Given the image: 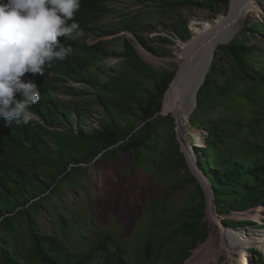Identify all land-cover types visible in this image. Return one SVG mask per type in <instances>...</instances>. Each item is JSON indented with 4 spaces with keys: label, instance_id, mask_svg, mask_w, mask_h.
I'll return each instance as SVG.
<instances>
[{
    "label": "rangeland",
    "instance_id": "1",
    "mask_svg": "<svg viewBox=\"0 0 264 264\" xmlns=\"http://www.w3.org/2000/svg\"><path fill=\"white\" fill-rule=\"evenodd\" d=\"M255 1L257 9L216 47L210 63V66L215 65V71L209 79L225 91L218 94L214 85L198 91L199 86L186 118L189 133L185 136V147L181 114L176 121L172 114L160 112L153 117L154 122L150 121V128L141 129L143 125L137 117L139 105L152 95L159 99L161 87L168 77L171 80L166 91L175 87L172 84L180 70L177 46L191 39L193 26L227 14L229 2L102 0V11L86 23L84 35L75 39L80 46L102 50L88 75L93 82L61 79L56 83L55 98L71 110L70 127L74 131L81 130L84 135H89L102 124L113 123L121 134L117 143L106 150L107 155H94L86 147L95 143L94 140L86 137L79 140L77 135L71 137L69 134L67 138L61 137L64 129L59 125L49 129L44 138L53 158L59 160L60 145L66 146L65 152L69 151L83 162L79 165L66 163L69 175L63 181L60 180L63 175L58 176L55 166L34 155L19 160L18 165L32 175L34 186L42 181L50 186L47 195L44 194L45 199L39 200L41 191L36 190L32 196L35 198L22 207L24 212L17 213L19 208L14 213L10 226L0 225V235L5 239L2 245L10 254H17L22 263L40 264L30 260L29 221L42 233L58 237L69 251L94 250L97 261L108 252L112 256L120 253L125 264H178L181 255L177 258L173 251L180 246V249H186V258L179 264H191L187 260L210 238H213L212 246L219 250V255L207 264H235L238 255L234 254L235 246H262L264 250V239L255 241V235L264 233V224L259 223V219L252 220L258 227H236L238 240L231 249L227 234L222 231L226 226H220L213 217V209L215 212L217 209L212 188L195 166L193 149L205 146L204 138L208 135L205 129L210 127L225 130L237 145H264V0ZM244 25L250 28L246 32H243ZM138 38L153 48L154 53L145 50ZM125 40L145 64L141 73L127 69L128 60L123 55ZM241 44L254 49L245 57L244 71L222 49V46ZM209 71L210 67L207 73ZM165 93L162 102L167 106L170 98L165 101ZM198 101L201 105L197 107ZM175 102L181 104L183 99ZM191 116L199 117L203 128L192 127ZM132 126L137 127L133 130ZM134 135L142 142L146 141L139 147L137 158L129 152H108ZM197 142L201 146H197ZM150 146L154 147L156 156L147 149ZM197 174L205 178L208 185ZM226 216L230 213L224 214L223 218ZM196 219H200L209 231L204 242L190 249L191 237L181 239V233L173 236L175 240L170 244L161 245L164 232L179 228L185 220L193 222ZM163 224L172 225V228L161 230ZM146 243L150 244L148 249ZM103 248L107 252H103ZM255 257L259 260L257 264H264V254L262 257L255 254ZM0 264H4L1 258ZM244 264H249L247 259Z\"/></svg>",
    "mask_w": 264,
    "mask_h": 264
},
{
    "label": "trees",
    "instance_id": "2",
    "mask_svg": "<svg viewBox=\"0 0 264 264\" xmlns=\"http://www.w3.org/2000/svg\"><path fill=\"white\" fill-rule=\"evenodd\" d=\"M223 2L224 4H228L229 0H223ZM101 11L102 0H81L80 10L75 15V20L79 22L80 27L84 30L86 23ZM246 27L247 25L243 26V32L250 29ZM58 39L72 46V55L66 57L63 61L56 60L53 67L46 70L44 77L38 75L32 77L30 74H26V78L35 79L40 88V100L32 107V111L36 113L40 123L34 121L30 122L28 125H16L13 123L5 127L3 118H0L1 226H10V223L14 219L13 215L19 208L21 209L18 210L17 213L22 214L24 212L22 207H24L26 203H30L31 199L35 198H32V196L35 195L34 192L36 190L39 192L41 191L42 197L39 198V200L45 199V195L49 192L50 185L47 184L46 181L39 182L38 185L35 186L32 184V175L26 172L22 166L18 165V163H20L19 160H22L29 154L34 155L55 166L58 176L63 175L60 179L61 181L65 180L69 175V171L66 172V163L72 164V162H74L78 165L83 163L81 158H74L69 151L65 152L63 149H66V146H58V161L53 158L51 155L52 151L44 138V136L49 133V129H55L57 125H59L64 129L62 130L64 133L61 137L67 138L69 135H71V137L77 135L76 138L79 140L86 138L88 140H94L95 143L86 146L88 152L94 155H107L106 150L117 143L121 134V130L115 129L113 123L102 124L100 128L95 129L89 135H84L81 130L74 131V129L70 127V125L72 126V124H70L71 110L64 106L61 100L55 98L56 83L64 79L78 83L91 84L93 78L88 75L91 68L94 67L93 64L98 60L102 50L97 47L90 48L87 46H80L75 39L66 41H64L63 37ZM138 39L145 50L152 54L154 53L153 48L148 46L143 39ZM123 45V55H125L128 60L126 65L127 69L133 72L136 70V73H141L144 70L145 64L139 59L136 51L130 46L129 41L125 40ZM222 49L229 53V56L234 60L241 71L245 70V57L254 50L252 47L242 44L222 46ZM214 71L215 65L211 64L210 71L206 74L205 80L198 91L211 85H214L218 94H222L225 91L223 87L218 86L216 82H211L209 79V75L213 74ZM250 78L255 79V76H250ZM170 80L171 77L165 80L161 87L159 99L154 98L155 95H152L150 98L146 99L143 104L139 105V114L137 117L140 119V125H143L141 129L150 128L152 126L150 121H153V117L161 109L162 114H172L176 121L180 119L181 104L174 102L171 107L166 108L165 102L164 104L162 102L163 95ZM168 90L165 93V95L167 94L166 98L164 97L165 101L168 97L170 98L171 91L170 89ZM200 105L201 103L198 101L197 107ZM199 120V117L191 116L189 123L192 127L203 128V124ZM132 127L131 128L134 130L137 126ZM205 130L208 134L205 146L198 148L194 147L193 149L198 169L202 171L212 188L214 204L219 214H226L230 211L241 212L264 207V145H237L234 139L229 138L226 131L220 129V127H210ZM172 139H174V137ZM63 142L65 143V140H63ZM144 143H146V141L142 142L134 135L128 142L108 152H112L113 154L116 153L117 150L129 152L137 158L140 154L139 147L144 146ZM196 145L201 146V143L197 142ZM147 149L151 151L153 156H156L153 146ZM205 183L208 185L206 179ZM209 195L210 193L208 192V196ZM29 196L31 198H28ZM209 200L211 201V198ZM223 223L225 225L232 224L236 227L242 225L258 227L256 222L250 220H240L237 222L225 220ZM27 227L31 242L30 260L32 259L40 264H125L120 253L116 256H112L103 248V252H107L105 253L107 255L100 261H97L94 257V250L92 249H88L81 253L69 251L58 237L42 233L34 226L32 221H29ZM167 228H172V225L167 227L163 224L161 230ZM222 230L228 232L226 229ZM181 233H183L181 239H185V236L191 237L188 246L192 249L196 244L204 242L209 231L204 227L200 219H196L193 222L185 220L184 224L182 226L180 225L179 228H174V230L169 233L164 232L161 245L165 246L166 244H170V242L175 240L172 239V237ZM228 233L230 234V247L233 250L234 246L237 244L238 237L232 235L230 232ZM212 242L213 238H210L208 242L199 247L187 261L191 264H207L213 261L218 257L219 250L214 249ZM4 243L5 239L0 235L1 261L4 264H25L20 261L17 254H10L6 248L3 247ZM149 246L150 244L146 243L145 248L148 249ZM95 249L98 250L97 248ZM173 252L177 254V258L181 255L180 259H178V264L179 262L182 263L186 258V249L182 250L180 246H176ZM260 257L262 256L260 255Z\"/></svg>",
    "mask_w": 264,
    "mask_h": 264
},
{
    "label": "clouds",
    "instance_id": "3",
    "mask_svg": "<svg viewBox=\"0 0 264 264\" xmlns=\"http://www.w3.org/2000/svg\"><path fill=\"white\" fill-rule=\"evenodd\" d=\"M80 6L81 0H0V118L5 127L13 123H40L32 111L40 100V88L35 79L26 78V74L44 77L56 60L63 61L72 55V46L58 38L66 41L84 35L75 20ZM255 219L257 217L252 216V220ZM224 221H218L220 226L236 228L232 224L225 225ZM248 252L261 255L254 248Z\"/></svg>",
    "mask_w": 264,
    "mask_h": 264
},
{
    "label": "bare ground",
    "instance_id": "4",
    "mask_svg": "<svg viewBox=\"0 0 264 264\" xmlns=\"http://www.w3.org/2000/svg\"><path fill=\"white\" fill-rule=\"evenodd\" d=\"M256 9L255 0H231L227 14H220L213 21L193 26L191 39L177 47L180 70L176 80H173L175 87L171 90L166 108L171 107L175 101L183 99L181 120L182 141L185 147V136L189 133L186 118L194 105L195 94L210 67L217 45L228 37L231 30L239 28V25ZM193 170L195 171V166ZM200 178L205 182V178L202 176ZM223 232L227 234L230 242V234L226 231Z\"/></svg>",
    "mask_w": 264,
    "mask_h": 264
},
{
    "label": "built area",
    "instance_id": "5",
    "mask_svg": "<svg viewBox=\"0 0 264 264\" xmlns=\"http://www.w3.org/2000/svg\"><path fill=\"white\" fill-rule=\"evenodd\" d=\"M260 210H261V213H264V208H261V207H259L256 210H245V211H242V212L231 211V212H229L230 216H226V217L223 218L222 215H218V213L215 212V210L213 209V211H214L213 216H215L216 218H214V219H217V221H219V222L222 219H229L231 221L252 220V216H256L257 219H259V223H261L260 221H262L263 224H264V219H263L264 218V214L261 217L258 216V212ZM257 219H255L254 221H256ZM226 230L228 232H230L232 235H236V228L227 227ZM237 231H238V233H242L239 230H237ZM255 236L257 237V238L255 237V241L260 242L262 239H264V233H259V234L255 235ZM243 237H245V236H243ZM262 241H264V240H262ZM251 248H254V250H256L257 252H259L261 254H264V250H263L262 246L259 247V246H244L243 245V246H238V248H236V246H235L234 254L235 253L238 254L237 258L234 260L235 264H241V261H242V264H244V261L246 259L248 260V262L250 264H256V261L258 259L255 257V254L248 252V250L251 249ZM237 260H238V262H237Z\"/></svg>",
    "mask_w": 264,
    "mask_h": 264
},
{
    "label": "water",
    "instance_id": "6",
    "mask_svg": "<svg viewBox=\"0 0 264 264\" xmlns=\"http://www.w3.org/2000/svg\"><path fill=\"white\" fill-rule=\"evenodd\" d=\"M230 1H231V0H229V4H230ZM177 47H178V46H177ZM203 82H204V80L202 81V83H203ZM202 83H201V84H202ZM158 113H160V111L157 112V115H158ZM204 141H206V138H204ZM195 166L197 167V164H195Z\"/></svg>",
    "mask_w": 264,
    "mask_h": 264
}]
</instances>
